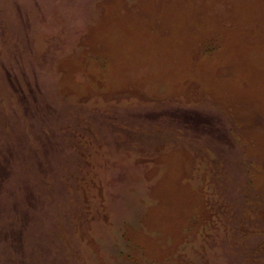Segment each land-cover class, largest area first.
I'll use <instances>...</instances> for the list:
<instances>
[{"label": "rangeland", "instance_id": "1", "mask_svg": "<svg viewBox=\"0 0 264 264\" xmlns=\"http://www.w3.org/2000/svg\"><path fill=\"white\" fill-rule=\"evenodd\" d=\"M0 264H264V0H0Z\"/></svg>", "mask_w": 264, "mask_h": 264}]
</instances>
